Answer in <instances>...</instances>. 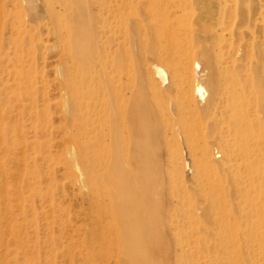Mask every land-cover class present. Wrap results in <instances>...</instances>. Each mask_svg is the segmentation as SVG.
I'll return each instance as SVG.
<instances>
[{
  "label": "rangeland",
  "instance_id": "rangeland-1",
  "mask_svg": "<svg viewBox=\"0 0 264 264\" xmlns=\"http://www.w3.org/2000/svg\"><path fill=\"white\" fill-rule=\"evenodd\" d=\"M78 1L52 0L58 16L53 18L47 0H0V264L35 262L24 256L26 248L15 241L18 235L28 240L36 230L68 243L92 232L88 181L74 159L75 129L68 122L70 96L64 84L65 51L60 41V34H74L75 21L85 15ZM101 2L104 7L90 2L94 16L102 15L101 30L115 28L118 0ZM263 4L264 0H247L244 6L239 5L237 15L222 20L210 15L209 3L197 0L184 15L170 22L176 34H194L199 44L209 47L212 57L213 71L200 56L188 71L187 85L193 89L200 83L205 88L203 99L196 95L192 101L200 108L209 106L211 77L219 81L225 100L228 92H240L238 101L250 104L244 109L254 124L257 145H264ZM121 22L133 27L132 34H150L146 14L137 5L125 11ZM141 71L144 97L155 106L158 94L172 92L171 77L153 73L148 78ZM20 72L22 80L17 75ZM26 78L32 81L26 82ZM225 112L233 113L229 109ZM204 142L220 165V176L225 175L224 146L205 126L194 135L177 129L154 143V153L164 168L165 187L169 188L167 205L171 210L181 209L169 229L171 240L180 228L181 241L193 246L198 240L196 256L200 264H208L210 258L224 257L220 250L212 252V247L228 235L233 238L228 257L241 258L236 264H264L260 250V246L264 248V214H255L264 206V194L256 190L264 191V187L247 183L250 196L245 199L234 193L226 198L223 194L207 196L204 189L210 167L195 161ZM260 168V173L264 172L263 165ZM157 177L163 178L152 171L151 179ZM225 186L234 188L230 182ZM157 188L160 194L154 200L163 201L164 186ZM215 199L228 205L229 229L212 221ZM173 251L181 253L179 246ZM72 252L54 257L50 264H86L79 248Z\"/></svg>",
  "mask_w": 264,
  "mask_h": 264
},
{
  "label": "bare ground",
  "instance_id": "bare-ground-1",
  "mask_svg": "<svg viewBox=\"0 0 264 264\" xmlns=\"http://www.w3.org/2000/svg\"><path fill=\"white\" fill-rule=\"evenodd\" d=\"M200 1L209 3L213 18L225 20L237 15L239 5L247 0ZM47 2L52 17H58L52 0ZM90 2L105 5L101 0H79L85 15L74 20V34H60V41L65 51L64 84L70 96L68 122L75 129L74 159L88 181L92 232L64 243L35 230L28 240L18 235L15 241L26 248L24 256L35 259L33 264H50L54 257L73 254L75 248H79L86 264H200L196 256L198 240L193 246L182 242L180 228L171 240L169 229L181 209L171 210L167 205L169 188L165 187L164 168L156 158L154 143L162 142L177 129L194 135L203 126L209 128L224 146L222 166L227 173L220 176V165L210 145L204 142L195 161L210 167L206 195L223 194L226 198L234 193L248 198L247 183L264 187V172L260 173L264 145L254 141L256 130L244 109L250 104L239 102L240 92L234 90L227 93L225 100V92L215 77L208 82L209 106L200 108L192 101L196 95L203 99L205 88L199 83L191 89L187 85L188 71L198 56L213 71L212 57L209 47L199 44L194 34H176L170 22L184 15L197 0H118L115 28L104 27L103 31L99 26L102 15L94 16ZM134 5L146 14L150 34H132L133 27L121 22L125 11ZM140 70L148 78L153 73L171 77L172 92L158 94L155 106L144 97ZM17 75L22 80V73ZM228 109L233 113L225 112ZM152 171L163 178L152 180ZM226 182L234 188L226 187ZM162 185L163 201L156 202L154 197L160 194L157 187ZM256 193L263 195L264 191ZM224 203L222 199L214 200L212 221L229 229L228 205ZM255 214L263 215L264 206ZM232 240L226 235L214 245L212 252L220 250L224 257L210 258L208 264H236L241 258L228 257ZM176 246L180 254L174 253ZM260 250L264 252L261 246Z\"/></svg>",
  "mask_w": 264,
  "mask_h": 264
}]
</instances>
